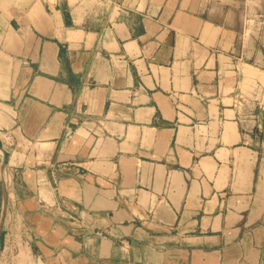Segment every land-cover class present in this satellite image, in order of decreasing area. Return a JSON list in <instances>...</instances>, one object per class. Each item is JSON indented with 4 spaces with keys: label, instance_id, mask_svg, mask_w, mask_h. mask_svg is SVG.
Here are the masks:
<instances>
[{
    "label": "crops",
    "instance_id": "0c3cea01",
    "mask_svg": "<svg viewBox=\"0 0 264 264\" xmlns=\"http://www.w3.org/2000/svg\"><path fill=\"white\" fill-rule=\"evenodd\" d=\"M0 264H264V0H0Z\"/></svg>",
    "mask_w": 264,
    "mask_h": 264
}]
</instances>
